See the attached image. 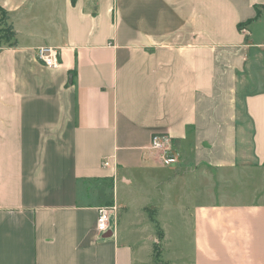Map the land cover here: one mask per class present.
<instances>
[{"label":"crops","instance_id":"0c3cea01","mask_svg":"<svg viewBox=\"0 0 264 264\" xmlns=\"http://www.w3.org/2000/svg\"><path fill=\"white\" fill-rule=\"evenodd\" d=\"M0 8L18 40L0 44V264H146L157 222L187 264H264V0ZM114 202L117 228L99 232Z\"/></svg>","mask_w":264,"mask_h":264},{"label":"built area","instance_id":"2783aa9c","mask_svg":"<svg viewBox=\"0 0 264 264\" xmlns=\"http://www.w3.org/2000/svg\"><path fill=\"white\" fill-rule=\"evenodd\" d=\"M37 57L48 67L55 68L60 66L59 50L53 46H41L36 49ZM149 149L154 153L156 159L164 166H173L179 162V155L174 148L173 140L170 135L154 133L151 138ZM105 166L110 162L106 161ZM97 229L99 232L108 233L117 228L115 214L117 204L102 205L97 209Z\"/></svg>","mask_w":264,"mask_h":264},{"label":"rangeland","instance_id":"374dc122","mask_svg":"<svg viewBox=\"0 0 264 264\" xmlns=\"http://www.w3.org/2000/svg\"><path fill=\"white\" fill-rule=\"evenodd\" d=\"M243 108L241 107V110ZM249 130V129H248ZM142 203V199H139L136 203V207H140V204ZM146 214L148 213L150 216V222L151 220H155L154 218V208L148 207L146 209ZM161 213V212H160ZM159 213V216L161 215ZM146 214L143 212V216ZM118 214L116 212L115 218L118 222ZM161 221V218H158ZM149 222V221H148ZM154 228H156L157 238L155 241L150 243V253L148 256H144L146 259V264H187L185 262V259L183 257V254L180 253V251L184 250V252L188 255L190 253V244L185 241L182 242V239H180L178 235V229L177 226L172 225L171 223L164 224L163 227L167 229L168 232V240L161 239V225L160 223H153L152 225ZM180 227V226H179ZM177 229V230H176ZM182 250V251H183ZM191 256V255H190ZM140 257V255H139Z\"/></svg>","mask_w":264,"mask_h":264},{"label":"trees","instance_id":"16d2710c","mask_svg":"<svg viewBox=\"0 0 264 264\" xmlns=\"http://www.w3.org/2000/svg\"><path fill=\"white\" fill-rule=\"evenodd\" d=\"M260 5H256L257 9V17L260 15ZM9 15L6 10L0 8V44L1 40L5 39L11 46H16L18 44V40L16 38L17 32L14 29L12 23H9ZM249 23H245L240 25V29L246 28Z\"/></svg>","mask_w":264,"mask_h":264}]
</instances>
